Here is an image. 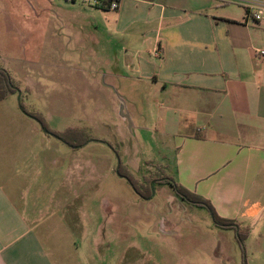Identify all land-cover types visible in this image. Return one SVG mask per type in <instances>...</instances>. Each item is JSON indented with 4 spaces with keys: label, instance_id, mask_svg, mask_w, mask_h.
<instances>
[{
    "label": "crops",
    "instance_id": "0c3cea01",
    "mask_svg": "<svg viewBox=\"0 0 264 264\" xmlns=\"http://www.w3.org/2000/svg\"><path fill=\"white\" fill-rule=\"evenodd\" d=\"M49 5L50 13L38 17L49 19L50 43L67 40L70 50L80 46L83 59L97 60L121 106L122 126L129 120L138 142L146 131L160 150L154 158L161 172L248 229L246 252L264 259V20L253 19L254 5L122 0L118 11L66 0ZM0 69L10 77L1 63ZM14 87L0 100V264H66L75 196L67 151L74 148L35 140L41 128L7 104L22 96ZM7 88L0 75V94ZM221 231L235 239L233 230Z\"/></svg>",
    "mask_w": 264,
    "mask_h": 264
},
{
    "label": "rangeland",
    "instance_id": "374dc122",
    "mask_svg": "<svg viewBox=\"0 0 264 264\" xmlns=\"http://www.w3.org/2000/svg\"><path fill=\"white\" fill-rule=\"evenodd\" d=\"M49 3L0 0V63L22 93L7 104L41 128L36 141L61 140L47 131L83 144L67 151L75 196L66 264H116L120 258L121 264H264L244 254L206 209L174 201L169 185L152 182L149 200L135 190L131 181L142 185L161 172L154 158L160 150L146 131L138 142L129 120L122 126L121 106L103 84L97 60L83 59L80 46L70 50L67 40L50 43L49 19L38 17L50 13Z\"/></svg>",
    "mask_w": 264,
    "mask_h": 264
},
{
    "label": "trees",
    "instance_id": "16d2710c",
    "mask_svg": "<svg viewBox=\"0 0 264 264\" xmlns=\"http://www.w3.org/2000/svg\"><path fill=\"white\" fill-rule=\"evenodd\" d=\"M0 75L5 79L6 83L8 84V88L5 89L0 94V100H2L7 95L8 92L16 93L18 91V89L14 87V83H12L11 78L9 77L8 73L5 70L0 69ZM29 116L32 117L36 121L39 120L36 115L32 114ZM43 128L46 129L45 126H43ZM46 133L49 135H54L58 139H61V141H64L65 143H67L68 145L73 146V147L79 148V147H82V145H83V144L79 145V144H75L73 142L67 141L64 137H62L58 134L57 135L52 134L51 132H50L51 133L50 134L47 131H46ZM158 174H162V176L157 177ZM153 175H155V176L147 179L145 181V184H142V185L135 184L131 181V184L133 185L135 190L140 194V196L142 198L149 200L153 197L152 188H151L152 182L154 184L169 185L181 200H183V201H185V202H187V203H189L195 207L206 209L210 213L214 224L218 228H220L222 230H233L235 232L236 242L240 245L242 252L244 254H246L245 241H246L248 234H249L248 229L242 228L241 225L234 220L225 219V218H221L220 216H218V214L216 213L212 204L208 200L204 199L203 197H201L195 193L190 192L189 190H187L182 185L178 184L175 180H173L170 176L166 175L165 173L160 172V173H155ZM149 180L151 181L150 187H148V185H147V181H149ZM244 264H247L246 261H244Z\"/></svg>",
    "mask_w": 264,
    "mask_h": 264
},
{
    "label": "built area",
    "instance_id": "2783aa9c",
    "mask_svg": "<svg viewBox=\"0 0 264 264\" xmlns=\"http://www.w3.org/2000/svg\"><path fill=\"white\" fill-rule=\"evenodd\" d=\"M69 3L77 4L83 7L93 8L97 10L118 11L121 8L122 0H66ZM247 2L250 6L254 5V12L252 17L256 21L264 20V2H258L256 0H242ZM263 56L264 52H260ZM154 55L158 57L159 52H155Z\"/></svg>",
    "mask_w": 264,
    "mask_h": 264
},
{
    "label": "water",
    "instance_id": "95a60500",
    "mask_svg": "<svg viewBox=\"0 0 264 264\" xmlns=\"http://www.w3.org/2000/svg\"><path fill=\"white\" fill-rule=\"evenodd\" d=\"M154 184H152V194L154 195L155 191H154Z\"/></svg>",
    "mask_w": 264,
    "mask_h": 264
},
{
    "label": "flooded vegetation",
    "instance_id": "af4514ba",
    "mask_svg": "<svg viewBox=\"0 0 264 264\" xmlns=\"http://www.w3.org/2000/svg\"><path fill=\"white\" fill-rule=\"evenodd\" d=\"M73 148H75V149H76L77 147H73Z\"/></svg>",
    "mask_w": 264,
    "mask_h": 264
}]
</instances>
